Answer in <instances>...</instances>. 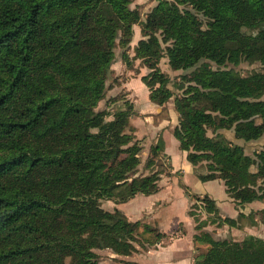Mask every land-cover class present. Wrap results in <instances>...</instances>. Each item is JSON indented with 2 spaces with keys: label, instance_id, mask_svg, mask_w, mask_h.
<instances>
[{
  "label": "trees",
  "instance_id": "1",
  "mask_svg": "<svg viewBox=\"0 0 264 264\" xmlns=\"http://www.w3.org/2000/svg\"><path fill=\"white\" fill-rule=\"evenodd\" d=\"M133 0H0V264H99L98 250L138 252L141 221L103 200L126 203L159 190L164 145L151 148L149 174L138 176L142 147L128 115L99 109L121 47L151 101H171L174 135L203 182L221 180L237 206L264 201V147H245L208 130H234L246 143L264 135V0H158L142 21ZM188 6L198 15L183 12ZM140 25L135 56L127 53ZM164 64L179 75L170 88ZM259 63L243 76L230 66ZM178 91V93H177ZM203 202L212 223L216 201ZM197 222L193 264H264V240H218ZM155 233L157 244L166 235ZM129 264V263H127Z\"/></svg>",
  "mask_w": 264,
  "mask_h": 264
},
{
  "label": "crops",
  "instance_id": "2",
  "mask_svg": "<svg viewBox=\"0 0 264 264\" xmlns=\"http://www.w3.org/2000/svg\"><path fill=\"white\" fill-rule=\"evenodd\" d=\"M142 77L141 83L145 90H138L137 93L135 89L133 95L136 108L140 111L138 113L143 119L135 120L134 126L131 125L144 133L143 145L150 143L152 148L162 140L164 148L157 159V170L159 168L164 172L160 175L159 190L156 193L138 194L126 203L116 204L113 210H121L131 221L147 222L166 235L163 241L144 255L147 256L145 264L194 263L197 253L194 237L198 230L191 208L194 201L203 202L204 197L216 201L219 217L237 221L236 225H209L206 230L213 233L216 239L243 241L249 236H255L264 240V201L237 206L227 193L223 181L203 182L199 179L200 174L206 173V164H191L187 159V152L181 150L180 142L174 135L179 115L173 101L165 107L154 104ZM135 134L139 138L137 131ZM217 134L233 144L245 147L250 155L264 147V135L259 140L246 143L236 137L234 130H208L209 137ZM201 207L203 210L205 206ZM201 212L207 218L212 217L205 209Z\"/></svg>",
  "mask_w": 264,
  "mask_h": 264
},
{
  "label": "rangeland",
  "instance_id": "3",
  "mask_svg": "<svg viewBox=\"0 0 264 264\" xmlns=\"http://www.w3.org/2000/svg\"><path fill=\"white\" fill-rule=\"evenodd\" d=\"M158 4V0H133L131 4L132 9H138L141 12L142 15V21H145L147 18V15L153 10V8ZM183 12L190 14L191 16H197L198 14L191 9L188 6H181ZM198 17V16H197ZM141 26L135 25V36L134 40L132 42V45L128 48L127 53L131 58H134L135 56V46L137 42L143 38L141 33ZM138 40V41H137ZM123 52L124 50L121 47L117 48V58L112 66V70L110 73V76L107 80V90L105 94V99L100 103L99 109L101 111H106L110 115H107L108 119H113L119 114H123L122 116L128 117L129 126L133 130V134H135V131H137L139 138L136 140L139 141L142 152L140 155L141 164L138 167V176H143L149 174V169L147 167L148 159L150 158L151 154V144L147 143L146 145L142 144V141L145 140L144 133L142 130L138 128H133V122L135 120H141L142 115L138 112L136 108V103L134 99V90L136 89V92L138 93V90H145L143 89V85L141 83V77L143 75H148L150 72V69L144 64H142L141 60L133 61L132 66H129L126 61L123 59ZM167 59H163L161 65V70H165V72H168L169 77L171 79L170 88L174 91L177 89L175 88V84L179 83V75L184 73L181 71H175L171 70L167 65L164 64ZM231 68H234L237 72L242 74L243 76H247L255 71L261 70V65L259 63H251V62H242L239 66L234 67L230 66ZM142 87V88H141ZM178 93V91H177ZM132 124V125H131ZM134 126V125H133ZM157 170V168H156ZM160 172H164V170L159 169ZM102 206L106 210L112 211L114 206H116V203L113 201L103 200L101 202ZM200 206V207H198ZM201 206H205L204 202L194 201L193 206L191 208V212H194L198 215L201 222H206L205 230L209 225L217 224L212 223L210 220H212V217L207 218V216L204 215V212L206 211V207L202 210ZM201 210V211H200ZM207 212V211H206ZM203 215V216H202ZM143 223V226L139 229V243L136 244L138 247V252L132 254L131 256H116L110 249H104V250H98L96 253L99 256V264H145L146 257L144 255L151 249H154L157 244H154L156 242L155 233H147L145 232V225L149 226L152 229H155L153 225L141 221ZM218 225V224H217ZM250 237V236H249ZM248 238V237H247ZM164 240V239H163ZM161 240V241H163ZM197 253L195 257L201 256L203 254H206L209 250V248L206 245L199 244L196 246ZM149 264V263H148Z\"/></svg>",
  "mask_w": 264,
  "mask_h": 264
}]
</instances>
